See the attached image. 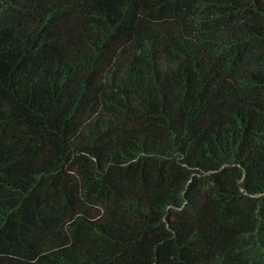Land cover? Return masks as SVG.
Returning a JSON list of instances; mask_svg holds the SVG:
<instances>
[{
    "label": "trees",
    "instance_id": "trees-1",
    "mask_svg": "<svg viewBox=\"0 0 264 264\" xmlns=\"http://www.w3.org/2000/svg\"><path fill=\"white\" fill-rule=\"evenodd\" d=\"M0 264H264V0H0Z\"/></svg>",
    "mask_w": 264,
    "mask_h": 264
}]
</instances>
